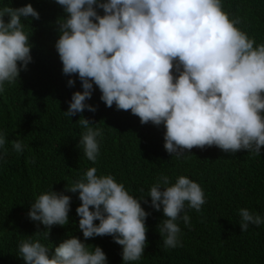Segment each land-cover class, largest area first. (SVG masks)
Returning <instances> with one entry per match:
<instances>
[{
	"label": "clouds",
	"instance_id": "obj_1",
	"mask_svg": "<svg viewBox=\"0 0 264 264\" xmlns=\"http://www.w3.org/2000/svg\"><path fill=\"white\" fill-rule=\"evenodd\" d=\"M54 2L64 12L56 21L55 43L62 73L76 75L82 88L72 93L65 116L96 112L86 103L95 85L106 107L130 111L141 125H163V147L178 158L193 148L213 146L225 153L244 150L261 155L264 43L256 44L242 31L240 19L225 12L221 0ZM29 17L40 19L31 4L0 9V93L6 84H16L20 72L32 62V31H26L24 22ZM67 85L74 87L75 80L68 79ZM77 122L84 129L78 144L95 164L103 130L83 116ZM7 143L6 133L0 132V160L7 154ZM10 143L15 153L24 151L22 140ZM64 192L78 193L76 214L85 240L110 236L122 248L123 264L141 259L147 239L145 222L151 214L141 202L148 200L130 195L112 175L98 176L96 167L88 168L67 190L51 188L30 204L28 218L45 229L34 235L43 233L48 240L52 226L69 223L71 197ZM148 197L149 206L162 211L157 227L164 248L182 247L178 221L190 226L186 204L200 212L206 203L201 186L183 175L170 184V178L161 174ZM239 215L241 232L249 225L264 224V218L248 208L239 209ZM34 235L19 242L23 264H107L99 246L86 245L77 237L65 239L50 255V248Z\"/></svg>",
	"mask_w": 264,
	"mask_h": 264
},
{
	"label": "trees",
	"instance_id": "obj_2",
	"mask_svg": "<svg viewBox=\"0 0 264 264\" xmlns=\"http://www.w3.org/2000/svg\"><path fill=\"white\" fill-rule=\"evenodd\" d=\"M221 2L225 12L240 19L238 27L242 31L256 44L264 43V0ZM26 4H31L40 16L39 20L29 17L24 21L26 31H32V62L20 72L16 84H6V90L0 93V132L6 133L9 142L5 145L7 154L0 160V264H23L19 242L45 230L28 218L30 204L51 188L56 192L67 190L90 167L97 168L98 176L112 175L135 198L148 200L147 204L141 202L151 213L145 222L146 247L141 259L132 264H264V224L249 225L246 232L239 227L241 208L264 218V147L259 156L244 150L225 153L213 146L193 148L178 158L163 147V125H141L130 111L116 110L115 105L106 107L95 85L86 103L96 107V112L85 110L70 118L65 116L72 93L82 88L76 75L62 73L55 49L56 21L64 15L63 9L54 0H0V9ZM68 79L75 80L74 87H68ZM81 116L103 130V138L98 137L100 149L95 164L86 159L83 146L78 144L84 131L77 122ZM13 140L23 141L21 154L12 150ZM161 174L170 178V184L186 176L205 194L206 203L200 212L186 204L190 226L178 221L183 246L174 249L163 246L157 227L163 219L162 211L149 206L150 188ZM64 194L71 197L69 223L52 226L48 240L43 233L32 238L48 246L51 255L65 239L77 237L86 245L99 246L107 256V264H123L122 248L112 237L83 238L76 214L80 206L78 193Z\"/></svg>",
	"mask_w": 264,
	"mask_h": 264
}]
</instances>
